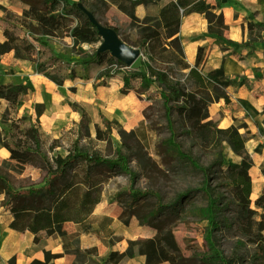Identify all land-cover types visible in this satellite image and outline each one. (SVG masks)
<instances>
[{"label":"rangeland","instance_id":"obj_1","mask_svg":"<svg viewBox=\"0 0 264 264\" xmlns=\"http://www.w3.org/2000/svg\"><path fill=\"white\" fill-rule=\"evenodd\" d=\"M69 1L77 2L95 26L101 27L97 28L100 36L97 42L76 44L67 28L57 30L52 37H44L38 23L23 17V10L27 7L23 0H0V17L24 21V37L37 47L48 44L64 61L102 50L105 45L103 29L114 32L136 55L130 61L119 59L121 63L109 68L110 76L97 78L96 74L89 80L74 79L63 85H56L47 71L35 70L31 61L22 59L18 62L13 58L12 52L0 56V84H24L27 87L24 100L15 106L0 98V219L8 216L12 219L10 208L15 199L10 196L9 190L39 187L45 182V170L38 159L19 164L10 159L9 150L5 146V132L15 126L25 142L34 147L26 129L29 121L37 130L39 149L49 159L56 155L64 156L70 150L96 153L107 158L123 156L126 159L131 175L123 172L96 176L102 180L101 198L94 207L91 227L95 229L103 223V216L111 217L110 229L123 237L121 242L113 245L114 248H127V240L149 237L160 229L171 230L176 234L182 252L187 257L195 258L197 252H207V220H200L189 213L179 216L164 212L155 217L148 214L157 204L173 200L176 194L200 187L202 177L190 165L167 156L164 145L169 131L162 100L158 97L148 98L144 93L145 89L139 86L123 92L124 71L146 69L150 65L166 71L187 89H194L195 84L188 77L189 68L198 66L203 69L208 51L203 46L205 50L199 63L186 58L183 48L176 43L181 42L184 33L181 21L196 17L203 28L199 30L200 33L191 38L187 37L186 41L210 39L209 44L215 45L220 59L223 60L233 55L241 57V52L245 49L250 53L256 44H264V18L259 20L257 11L247 10L242 20L253 30L248 31L246 40L234 42L229 40L227 26H223L221 21L230 20V9L233 6L239 7L240 0ZM169 5L175 7L166 20H171L174 24L165 26L160 14L163 10L168 12ZM238 14L236 13V17ZM75 23L76 20L70 16L67 26ZM155 29L160 35L149 36ZM0 39L2 43L4 35L1 27ZM221 69L208 71L213 73L210 75L213 81L219 82L235 76H229L223 70L221 72ZM173 120L178 131L177 139L183 149L197 157L202 165H209L215 157L212 149L209 146H200L196 140H190L183 134L182 124L175 113ZM212 126L217 127L214 123ZM223 157L227 161L239 160L226 142ZM77 173L79 176L83 174L81 171ZM63 184L64 181L59 183L61 186ZM212 184L223 195V205L219 208L217 220L235 222L239 217L238 203L219 179L212 180ZM147 191L155 192L156 199L147 195V198L140 196ZM204 204L205 201L199 193L188 196L184 201L186 209ZM101 234L105 241L119 237L115 234L108 236L106 231ZM213 235L225 255L230 256L235 252L240 256L239 264H252L254 246H238L233 228L223 226ZM91 236L89 234L86 237ZM91 259L92 264H98L102 260L95 257ZM0 264H13V260H5L0 256ZM120 264H144V257L137 254L134 248L133 256L124 258Z\"/></svg>","mask_w":264,"mask_h":264},{"label":"trees","instance_id":"obj_2","mask_svg":"<svg viewBox=\"0 0 264 264\" xmlns=\"http://www.w3.org/2000/svg\"><path fill=\"white\" fill-rule=\"evenodd\" d=\"M23 1L27 5L23 10V17L38 23L44 37H52L57 30L67 28L76 44H92L99 40L97 27L77 2ZM174 7L169 5L168 12L163 10L160 14L165 21V26L174 24L173 21L166 20ZM70 16L76 20L73 26H67ZM23 22L6 16L0 17V27L4 35V41L0 43V56L12 52L14 59L31 61L38 72L47 71L49 78L56 85H63L67 80H89L96 74L97 78L104 75L110 76L109 68L121 63L109 50L72 57L68 61L61 60L48 44L37 47L29 42L23 35ZM258 26L262 28L261 24ZM252 30V27L248 28V31ZM156 35H160L156 29L149 34V36ZM176 43L181 46L180 42ZM204 50L203 46L198 48L197 63L202 59ZM218 69L214 70L218 71ZM209 73L201 74L197 66L189 68L188 77L193 80L195 88L187 89L178 80L171 78L166 71L147 65L146 69L125 70L122 87L123 92H128L129 89L139 86L145 89L144 93L148 98L158 97L162 100L164 118L169 131V137L164 145L167 156L190 165L202 177L200 187L176 194L173 200L165 204H157L148 214L155 217L164 212L179 216L189 213L200 220H207L205 242L209 246L208 251L197 252L194 255L195 258L187 257L183 254L174 232L158 229L152 236L127 240V248L124 251L111 250L98 264H120L124 258L133 256L134 248L137 254L144 257V264L164 262L239 264L240 256L237 253L227 256L217 245L213 234L223 226L234 229L238 246L245 244L254 246L252 264H264V190L254 200L250 198L252 178L249 170L253 161L245 148L246 141L253 138L254 134L244 123L225 128L213 127L208 112V107L213 102L222 99L225 103H230L228 87L242 86L246 80L243 76L235 75L215 82L210 77L213 73ZM26 91L27 87L24 84H0V98L12 106L24 100ZM241 104L246 109L252 110L246 101H241ZM174 113L182 124L183 134L190 140H196L200 146H209L212 149L215 157L209 165H202L197 157L183 149L181 142L177 139L178 131L174 126ZM26 124L28 138L32 140L34 147H30L25 142L23 135L15 126L5 132V146L9 150L10 159L19 164L38 159L45 170V182L39 187L8 191L15 199L10 208L12 219L9 227L18 232L29 230L33 234V243L39 244L43 239L56 235L55 225L73 222L77 225V231L64 237V251L78 242L82 231L96 235L109 246L121 241V237H113L105 241V237L101 234L106 231V235H114L109 227L112 222L111 217L103 216V223L95 229H92L91 223L94 207L101 198L102 180L96 176L102 173L110 176L123 172L131 175L126 159L123 156L107 158L96 153L87 154L77 150H70L64 156L56 155L49 159L39 149L37 130L29 121ZM241 128L244 129L243 132H240ZM224 142L239 158L238 161L224 159ZM224 162H226L225 167H223ZM77 171L83 174L79 176ZM262 172L264 173V170ZM215 179H219L221 184L227 187L229 194L239 205V217L235 222L217 220L219 208L223 205V195L217 191L216 185L212 184V180ZM61 181H64L62 186L59 185ZM198 193L205 204L186 209L185 199ZM145 195L156 199V193L153 191L143 192L140 196L147 198ZM95 253V247L83 251L85 255ZM44 254V261L34 260L30 264H56L52 263V260L62 256L61 253L45 252Z\"/></svg>","mask_w":264,"mask_h":264},{"label":"crops","instance_id":"obj_3","mask_svg":"<svg viewBox=\"0 0 264 264\" xmlns=\"http://www.w3.org/2000/svg\"><path fill=\"white\" fill-rule=\"evenodd\" d=\"M239 3V7L233 6L230 9V20L223 19L221 21L223 26H227L229 40L234 42L246 40L248 27L242 18L246 16L247 10L257 11L259 20L264 18V0H240ZM236 13H239L237 17ZM181 28L184 29V33L180 44L187 59L196 61L197 49L201 46L207 47L205 67L200 69L197 66L201 74L206 75L209 70L217 68H222L223 72L226 73L225 67L233 66L234 69L226 74L243 76L246 80L242 86L228 87L230 103H225L222 99L213 102L209 105L208 112L209 120L217 126L216 128L244 123L254 134L253 138L246 141V144H251V148L245 147L253 161L249 173L252 178L250 198L254 200L264 190V173L262 172L264 170V44H256L250 53L245 49L244 52H241V57L233 55L221 60L215 45L209 44L210 39L186 41L187 37L191 38L200 33L199 30L203 28L198 24L196 17L193 16L186 21H181ZM17 60L20 62L22 59ZM241 101H246L252 110L246 109ZM243 131L244 129L241 128L240 132ZM10 221L11 217L9 216L6 219H0V256L5 260L12 258L13 264H30L34 260L44 261L45 252L62 254L59 258L52 260V263L92 264L91 257L103 260L111 250L121 252L126 249L123 246L118 249L114 248L113 245L109 246L96 235L82 231L78 242L64 251V237L77 231V225L70 222L55 225L56 235L54 237L43 239L39 244H34L33 234L29 230L15 231L9 227ZM89 234L92 236L86 237ZM117 236L123 240L120 234ZM92 247L96 248L95 254H83L85 249Z\"/></svg>","mask_w":264,"mask_h":264},{"label":"water","instance_id":"obj_4","mask_svg":"<svg viewBox=\"0 0 264 264\" xmlns=\"http://www.w3.org/2000/svg\"><path fill=\"white\" fill-rule=\"evenodd\" d=\"M97 28L100 29L101 27L97 26ZM102 35L105 38V45H103L102 50H109L116 58L122 59L124 61H130L135 57L136 53L121 40H119L114 32L103 29Z\"/></svg>","mask_w":264,"mask_h":264},{"label":"bare ground","instance_id":"obj_5","mask_svg":"<svg viewBox=\"0 0 264 264\" xmlns=\"http://www.w3.org/2000/svg\"><path fill=\"white\" fill-rule=\"evenodd\" d=\"M233 69H234L233 66H226V67H225V71H226V73L232 71ZM245 144H246V143H245ZM245 147H248V148L250 149V148H251V144H250V143H247Z\"/></svg>","mask_w":264,"mask_h":264}]
</instances>
